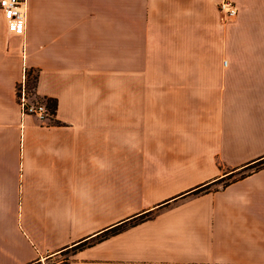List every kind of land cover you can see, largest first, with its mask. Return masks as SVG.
<instances>
[{
    "label": "crops",
    "instance_id": "crops-1",
    "mask_svg": "<svg viewBox=\"0 0 264 264\" xmlns=\"http://www.w3.org/2000/svg\"><path fill=\"white\" fill-rule=\"evenodd\" d=\"M220 1L0 9V264H264V0Z\"/></svg>",
    "mask_w": 264,
    "mask_h": 264
},
{
    "label": "built area",
    "instance_id": "built-area-1",
    "mask_svg": "<svg viewBox=\"0 0 264 264\" xmlns=\"http://www.w3.org/2000/svg\"><path fill=\"white\" fill-rule=\"evenodd\" d=\"M28 0H0V9L5 18L7 31L19 37L26 36V23L28 21ZM219 13L225 20H232L237 16L238 8L231 0H221L218 4ZM25 46L23 45V48ZM17 89L19 94L21 115L34 116L39 119L53 118L48 104L30 102L26 94L27 83L24 73L23 80Z\"/></svg>",
    "mask_w": 264,
    "mask_h": 264
},
{
    "label": "trees",
    "instance_id": "trees-1",
    "mask_svg": "<svg viewBox=\"0 0 264 264\" xmlns=\"http://www.w3.org/2000/svg\"><path fill=\"white\" fill-rule=\"evenodd\" d=\"M47 104H48V106H49V108L51 109V112L53 113V115L55 114V107H56V101H51V100H47ZM264 165V161H261V162H259L258 164H256V166H253V167H255V168H259V167H261V166H263ZM251 168V167H250ZM208 188L207 187H205V188H203V187H201V188H199L197 191H195V193H201V192H205L206 190H207ZM150 216V213H146V214H143V215H140V216H138V217H133L132 218V220H131V222H132V224H138V223H140V222H142V221H144L145 219H147L148 217ZM122 229H124V226L123 225H121V226H118V227H115V228H113V229H111V230H109L108 232H106L105 234H104V236L103 237H107V236H109V235H113V234H118ZM86 245H88L87 243L86 244H80V245H78L76 248H74V250H76V249H78V248H80V247H85Z\"/></svg>",
    "mask_w": 264,
    "mask_h": 264
},
{
    "label": "rangeland",
    "instance_id": "rangeland-1",
    "mask_svg": "<svg viewBox=\"0 0 264 264\" xmlns=\"http://www.w3.org/2000/svg\"><path fill=\"white\" fill-rule=\"evenodd\" d=\"M27 74L28 73L26 72L25 76ZM26 83H27L26 94H27L28 98H30V97H32V93H33V90L35 88V76H31V74L29 76L27 75L26 76ZM19 86H20V84H19ZM19 86H18V89H20ZM18 96H19V94H18ZM34 102H37V101H34ZM39 103L46 104L48 102L45 100H41V101H39ZM70 252L71 251L63 252L57 258H54L53 260L46 261V264H56L57 262H61V261H64V263H66V261L68 260V256L70 255Z\"/></svg>",
    "mask_w": 264,
    "mask_h": 264
}]
</instances>
